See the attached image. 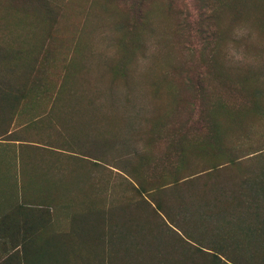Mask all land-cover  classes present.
<instances>
[{
    "label": "trees",
    "instance_id": "16d2710c",
    "mask_svg": "<svg viewBox=\"0 0 264 264\" xmlns=\"http://www.w3.org/2000/svg\"><path fill=\"white\" fill-rule=\"evenodd\" d=\"M195 1L218 39L226 6L264 22V0ZM12 2L19 23L60 9ZM145 2L114 25L123 50L140 45ZM207 59L183 87L164 78L167 103L151 83L147 104L126 56L97 89L41 38H0V264H264V69L232 74L216 47Z\"/></svg>",
    "mask_w": 264,
    "mask_h": 264
},
{
    "label": "rangeland",
    "instance_id": "374dc122",
    "mask_svg": "<svg viewBox=\"0 0 264 264\" xmlns=\"http://www.w3.org/2000/svg\"><path fill=\"white\" fill-rule=\"evenodd\" d=\"M12 1L0 0V38L4 42L33 44L41 38L43 49L58 60L76 57L81 62L82 74L89 81L88 86L97 89L110 84L109 77L105 75L108 64L126 56L129 60V78L137 88L143 89L139 95H144L143 101L147 104L151 97V83L159 84V94L167 103L164 86L167 82L164 78L177 87H183L187 77L195 81L198 73L207 70V58L215 47L233 65L229 71L232 74L237 72L235 67L240 70L264 69V22L256 23L253 18L240 20V17L234 20L235 15L228 10V6L220 17L223 37L218 39L212 36L213 24L207 20V15L203 16L202 21L198 19L200 3L195 0H145L144 9L151 13L146 31L139 38L141 46L123 50L119 31L114 25L120 21L122 13L128 12L131 0H112L109 4L106 0H48L60 7L56 22H41L34 19L30 11L22 23L5 13V10L14 7L15 2ZM165 4H169V11ZM237 27L249 29L251 34L241 39L234 38L233 34L226 35L230 29L234 32ZM229 44L237 51L244 49V62L228 58ZM248 57H255L256 62L248 63ZM141 59L145 63L141 64ZM59 63L55 65L57 69L61 67ZM261 133L259 129L257 137H261ZM3 151L0 148L1 158L5 156L2 155ZM114 184L118 190L119 183Z\"/></svg>",
    "mask_w": 264,
    "mask_h": 264
},
{
    "label": "clouds",
    "instance_id": "9594fccd",
    "mask_svg": "<svg viewBox=\"0 0 264 264\" xmlns=\"http://www.w3.org/2000/svg\"><path fill=\"white\" fill-rule=\"evenodd\" d=\"M248 31H249V29H247V28L237 27L233 32L234 38L241 39L248 34ZM253 39H255V36H253ZM228 58L233 59L236 62H244L246 60L244 49L241 48L239 51H237L236 48L232 44H229ZM247 62L248 63H255L256 58L255 57H248ZM140 63L143 64V63H145V61L143 59H141Z\"/></svg>",
    "mask_w": 264,
    "mask_h": 264
},
{
    "label": "crops",
    "instance_id": "0c3cea01",
    "mask_svg": "<svg viewBox=\"0 0 264 264\" xmlns=\"http://www.w3.org/2000/svg\"><path fill=\"white\" fill-rule=\"evenodd\" d=\"M12 169H13V168L10 169L9 167L4 168V170H12ZM0 186H2L4 189H6V187H7L6 185H0Z\"/></svg>",
    "mask_w": 264,
    "mask_h": 264
}]
</instances>
